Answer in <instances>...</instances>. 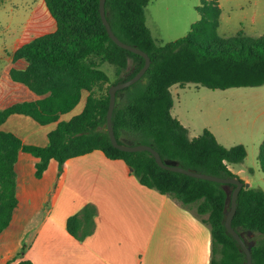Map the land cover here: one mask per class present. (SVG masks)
I'll use <instances>...</instances> for the list:
<instances>
[{"label": "trees", "instance_id": "1", "mask_svg": "<svg viewBox=\"0 0 264 264\" xmlns=\"http://www.w3.org/2000/svg\"><path fill=\"white\" fill-rule=\"evenodd\" d=\"M44 2L56 22L55 30L22 44L14 53V61L24 59L28 66L10 69L14 81L44 97L0 108V126L12 114L30 116L41 125L58 124L49 133L46 146L25 144L15 134L0 129V234L10 225L18 206L15 166L20 151L39 159L36 176L41 177L52 158L59 162L61 173L68 159L102 150L108 158L124 160L140 183L170 196L209 228L210 264H247L245 252L225 226L235 184L164 169L150 151H124L111 142L107 114L113 84L101 66L110 63L119 72L126 70L118 83L133 77L144 66L145 57L112 40L101 18L100 0ZM149 2L106 0L114 33L151 57L146 73L117 92L112 120L118 141L149 144L168 164L240 177L232 168L245 160L246 146H224L208 128L191 138L188 128L172 114L171 87L187 83L211 89L263 85L264 36L250 38L239 32L222 37L217 32L219 0H202L198 6L200 17L189 33L162 43L146 24ZM84 91L88 95L83 110L69 120H60L79 104ZM258 163L264 172V142ZM237 203L232 225L249 245L252 264H264V190L244 186ZM97 216V206L88 203L67 218L66 228L74 238L84 241L95 232ZM24 252L25 247L19 255ZM18 264L32 262L21 260Z\"/></svg>", "mask_w": 264, "mask_h": 264}, {"label": "crops", "instance_id": "2", "mask_svg": "<svg viewBox=\"0 0 264 264\" xmlns=\"http://www.w3.org/2000/svg\"><path fill=\"white\" fill-rule=\"evenodd\" d=\"M42 26L51 32L56 22L52 18ZM46 32L33 36L27 32L8 52L0 76V108L44 97L14 81L10 69L27 68L26 60L14 61V53ZM87 95L84 91L79 104L60 120L80 113ZM174 106L175 102L172 110ZM57 124L41 125L30 116L12 114L0 129L15 134L25 144L46 146ZM38 160L32 153L19 152L15 166L18 206L10 225L0 234V264L21 260L32 264H210L209 228L170 196L140 183L124 160L94 150L68 159L60 173L59 162L52 158L43 175L37 177ZM239 164L233 167H238L239 175L245 173L240 177L252 186V177ZM257 166L261 170L258 162ZM88 203L98 208L97 227L79 241L68 232L66 222Z\"/></svg>", "mask_w": 264, "mask_h": 264}, {"label": "rangeland", "instance_id": "3", "mask_svg": "<svg viewBox=\"0 0 264 264\" xmlns=\"http://www.w3.org/2000/svg\"><path fill=\"white\" fill-rule=\"evenodd\" d=\"M201 1L150 0L145 16L154 38L167 43L187 35L200 17ZM219 4V35L232 37L242 32L250 38L264 36V0H219ZM51 19L44 0L0 2V76L8 52L22 42L27 32L31 31L33 36L48 31L42 24L48 25ZM101 68L113 85L126 75V70L119 72L110 63H104ZM171 92L175 102L172 114L188 128L189 136L197 137L208 128L224 146L244 144L247 156L239 166L252 177L253 187L264 190V172L257 166L264 142V84L227 89H211L194 83L175 84ZM233 169L239 175L238 167ZM243 175L245 173L239 176Z\"/></svg>", "mask_w": 264, "mask_h": 264}, {"label": "water", "instance_id": "4", "mask_svg": "<svg viewBox=\"0 0 264 264\" xmlns=\"http://www.w3.org/2000/svg\"><path fill=\"white\" fill-rule=\"evenodd\" d=\"M100 13H101L102 21H103V23H104V25L108 31L109 36L112 38V40L116 44H118L120 47H122L124 49H127L129 51H132L134 53H137V54L145 57L144 66L133 77H131L125 81L115 83L109 89L110 104H109V109H108V114H107V130H108L112 144L115 147H117L121 150H124V151H145V150L150 151L155 156L157 163L162 168L167 169V170L184 173L186 175L201 178V179L216 181L219 183L235 184L236 187L232 193L231 206H230V209L226 215L225 226H226L228 232L238 241V243L242 247L243 251L245 252V254L247 256V264H252L253 258H252V254H251L249 245L244 241L242 236L236 231V229L232 225L233 218H234V215H235L236 210H237L238 195L244 186H247V187L250 186L249 182L244 181L240 177H222V176L213 175V174H209V173H205V172L193 171V170L187 169L185 167L179 166L177 164H168V163H165L163 161L160 153L154 147H152L149 144L131 145V144L120 143L118 141L116 134H115V130H114V126H113V120H112L113 119V112H114V108H115V104H116L117 92L123 88L131 86L132 84L137 82L146 73V71L148 70V68L151 64V57L143 49H141L135 45H131V44H128V43L122 41L114 33V31L112 30V27L110 25V22L108 20L107 13H106V0H100Z\"/></svg>", "mask_w": 264, "mask_h": 264}, {"label": "built area", "instance_id": "5", "mask_svg": "<svg viewBox=\"0 0 264 264\" xmlns=\"http://www.w3.org/2000/svg\"><path fill=\"white\" fill-rule=\"evenodd\" d=\"M233 169V168H232ZM233 171H234V169H233Z\"/></svg>", "mask_w": 264, "mask_h": 264}]
</instances>
